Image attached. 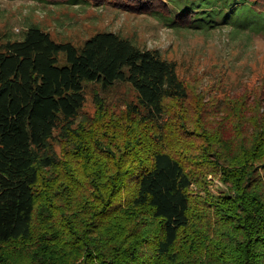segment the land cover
<instances>
[{"label": "trees", "instance_id": "16d2710c", "mask_svg": "<svg viewBox=\"0 0 264 264\" xmlns=\"http://www.w3.org/2000/svg\"><path fill=\"white\" fill-rule=\"evenodd\" d=\"M39 1L264 34V0ZM22 33L0 35V264H264V78L204 93L114 32ZM88 84L135 98L114 112L94 91L91 115Z\"/></svg>", "mask_w": 264, "mask_h": 264}, {"label": "rangeland", "instance_id": "374dc122", "mask_svg": "<svg viewBox=\"0 0 264 264\" xmlns=\"http://www.w3.org/2000/svg\"><path fill=\"white\" fill-rule=\"evenodd\" d=\"M33 24L50 33L55 40L75 45L102 31L130 38L176 61L180 75L204 93L217 85L225 91L236 92L242 84L258 85V80L264 78V34L258 32L249 34L247 31L233 36L231 28L225 26L211 32L171 28L153 15L130 13L110 4L94 6L82 2L71 6L45 4L39 0H0V35L8 33L18 39ZM94 91L100 93L114 112H119L135 98L127 85L103 92L97 85L88 84L84 109L91 115L95 111ZM207 95L202 101L205 102L203 108L217 110L213 106L221 100ZM193 143L200 145L196 141ZM205 181L214 193L224 188L218 177L209 176ZM192 190L198 193V186L194 184Z\"/></svg>", "mask_w": 264, "mask_h": 264}]
</instances>
